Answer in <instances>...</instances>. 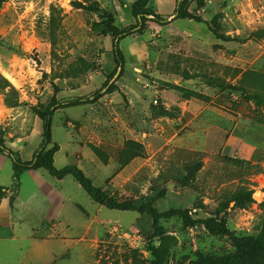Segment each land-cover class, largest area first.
Masks as SVG:
<instances>
[{
	"label": "rangeland",
	"instance_id": "rangeland-1",
	"mask_svg": "<svg viewBox=\"0 0 264 264\" xmlns=\"http://www.w3.org/2000/svg\"><path fill=\"white\" fill-rule=\"evenodd\" d=\"M137 1L0 0V139L30 159L35 107L88 96L116 73L114 92L56 112L53 143L96 155L84 171L117 199L179 213L156 236L149 214L102 205L103 227L62 264H264V0H186L205 22L148 19L120 41L121 68L115 35L137 24ZM176 5L150 3L170 19ZM58 185L98 210L72 175Z\"/></svg>",
	"mask_w": 264,
	"mask_h": 264
},
{
	"label": "crops",
	"instance_id": "crops-1",
	"mask_svg": "<svg viewBox=\"0 0 264 264\" xmlns=\"http://www.w3.org/2000/svg\"><path fill=\"white\" fill-rule=\"evenodd\" d=\"M71 146L73 149L64 151L60 145L55 153L54 163L59 154L65 152L64 165L58 168L77 164L84 170L90 159L99 164L96 155L83 157L76 145ZM5 166L11 168L10 179L3 183ZM24 173L28 176L26 182L21 181ZM22 175L16 180L12 159L0 151V190L4 191L0 201V246L6 253L1 259L3 264H11L12 259H16L17 264H62L66 257L88 248L92 232L104 224L99 217L102 205L96 202L98 210L88 211L85 204L58 185L67 176L59 179L44 168L27 170ZM13 187L16 189L12 190Z\"/></svg>",
	"mask_w": 264,
	"mask_h": 264
},
{
	"label": "trees",
	"instance_id": "trees-1",
	"mask_svg": "<svg viewBox=\"0 0 264 264\" xmlns=\"http://www.w3.org/2000/svg\"><path fill=\"white\" fill-rule=\"evenodd\" d=\"M152 0H138L133 5V11L137 18V24L129 28H125L119 31L115 35V43L113 46V53L118 67L124 68L125 58L120 47V41L135 33H140L146 28L148 19L157 22L160 25H167L175 19H194L198 22H205L202 17L197 16L189 11V3L186 0H177L175 13L172 19L164 17L160 13L154 10L150 6ZM116 73H113L107 80L104 87L94 91L88 96H77L68 99L53 98L49 103H40L35 107V111L42 121V141L33 157L30 160H23L20 157L19 152L14 151L8 147L4 140L0 139V151L6 153L13 161L14 176L16 180L20 179V176L24 171L37 170L44 168L48 170L53 176L62 179L68 175H72L87 191L89 196L98 204H101L110 209L117 210H132L137 211L140 214H149L153 220L154 235L158 236L163 233V225L161 221L167 217L179 213L178 209H170L168 211L161 212L153 202L149 201L148 197L144 198V201L140 205H136L133 200L121 201L114 195H111L107 190L100 186H97L93 179L89 177L85 171L77 164H67L62 168H58L54 163V155L60 149V145L53 143V123L56 112L60 109L80 106L83 104L94 103L102 96L112 93L116 90ZM198 96L195 91L189 90L187 98ZM167 112V111H165ZM167 114H170L167 112ZM53 144V147L49 145ZM2 190H0V201L2 197ZM208 229L212 230L210 224H206ZM154 254L156 258H159V252L154 248ZM156 264H159L156 262Z\"/></svg>",
	"mask_w": 264,
	"mask_h": 264
}]
</instances>
